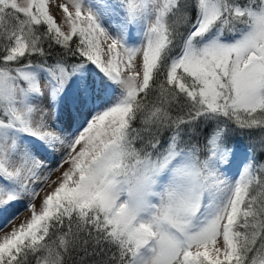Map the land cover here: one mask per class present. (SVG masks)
<instances>
[{
	"label": "snow or ice",
	"instance_id": "1",
	"mask_svg": "<svg viewBox=\"0 0 264 264\" xmlns=\"http://www.w3.org/2000/svg\"><path fill=\"white\" fill-rule=\"evenodd\" d=\"M0 264H264V0H0Z\"/></svg>",
	"mask_w": 264,
	"mask_h": 264
},
{
	"label": "rangeland",
	"instance_id": "2",
	"mask_svg": "<svg viewBox=\"0 0 264 264\" xmlns=\"http://www.w3.org/2000/svg\"><path fill=\"white\" fill-rule=\"evenodd\" d=\"M54 178V177H53ZM28 213H22L20 220H23L27 217ZM20 221L18 220L17 223H19Z\"/></svg>",
	"mask_w": 264,
	"mask_h": 264
}]
</instances>
